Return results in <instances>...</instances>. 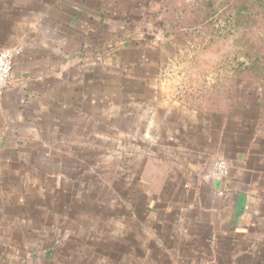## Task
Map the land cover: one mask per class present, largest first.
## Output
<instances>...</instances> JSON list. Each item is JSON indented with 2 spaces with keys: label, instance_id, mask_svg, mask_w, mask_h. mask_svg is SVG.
<instances>
[{
  "label": "crops",
  "instance_id": "crops-1",
  "mask_svg": "<svg viewBox=\"0 0 264 264\" xmlns=\"http://www.w3.org/2000/svg\"><path fill=\"white\" fill-rule=\"evenodd\" d=\"M159 1L0 0V264H264L258 89L192 111Z\"/></svg>",
  "mask_w": 264,
  "mask_h": 264
},
{
  "label": "rangeland",
  "instance_id": "rangeland-1",
  "mask_svg": "<svg viewBox=\"0 0 264 264\" xmlns=\"http://www.w3.org/2000/svg\"><path fill=\"white\" fill-rule=\"evenodd\" d=\"M194 2L196 0H177L167 4L165 0H160L148 18L150 24L159 28L165 41L164 66L179 77L181 101L192 111L210 113L209 107L214 106L216 110L222 108L228 103L230 95L234 100L237 91L257 88L260 94L259 83L235 78V69L243 58L238 53L237 32L218 26L224 21L216 22L214 32L200 26L187 29L173 27L178 20L191 17L187 11L190 12L192 7L188 3ZM181 10H186L187 16H180ZM213 21H217L215 17ZM257 128L264 132V115L259 126L257 122Z\"/></svg>",
  "mask_w": 264,
  "mask_h": 264
},
{
  "label": "trees",
  "instance_id": "trees-1",
  "mask_svg": "<svg viewBox=\"0 0 264 264\" xmlns=\"http://www.w3.org/2000/svg\"><path fill=\"white\" fill-rule=\"evenodd\" d=\"M165 1L168 4L177 0ZM188 5L192 7L190 12L187 11L191 17L184 19L181 17V21L178 20L173 25L175 29L200 26L210 28L214 32L216 22L219 23L221 20L224 22H220L218 26L237 32L240 46L238 53L243 61L239 62L235 69V78L260 84L255 116L259 126L264 115V0H196ZM187 12L181 10L180 16H187ZM214 17L217 21H213ZM232 105L233 99L230 95L228 103L222 108L216 110L214 106L209 107L210 113L228 114ZM259 130L264 136V132Z\"/></svg>",
  "mask_w": 264,
  "mask_h": 264
},
{
  "label": "built area",
  "instance_id": "built-area-1",
  "mask_svg": "<svg viewBox=\"0 0 264 264\" xmlns=\"http://www.w3.org/2000/svg\"><path fill=\"white\" fill-rule=\"evenodd\" d=\"M21 54L20 48H4L0 50V104L7 83L10 78L12 59ZM228 165L223 159H217L212 168V174L216 178H223L228 175Z\"/></svg>",
  "mask_w": 264,
  "mask_h": 264
}]
</instances>
